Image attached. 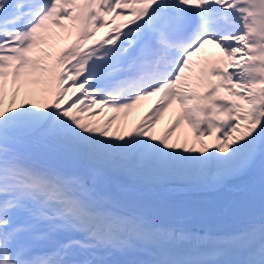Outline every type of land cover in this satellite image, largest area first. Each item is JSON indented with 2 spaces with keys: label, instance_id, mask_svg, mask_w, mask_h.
I'll use <instances>...</instances> for the list:
<instances>
[{
  "label": "snow or ice",
  "instance_id": "snow-or-ice-1",
  "mask_svg": "<svg viewBox=\"0 0 264 264\" xmlns=\"http://www.w3.org/2000/svg\"><path fill=\"white\" fill-rule=\"evenodd\" d=\"M0 264H264V0H0Z\"/></svg>",
  "mask_w": 264,
  "mask_h": 264
},
{
  "label": "bare ground",
  "instance_id": "bare-ground-1",
  "mask_svg": "<svg viewBox=\"0 0 264 264\" xmlns=\"http://www.w3.org/2000/svg\"><path fill=\"white\" fill-rule=\"evenodd\" d=\"M101 31H106L105 29H101ZM154 100H155V98L154 99H152L151 101H152V103L149 105V104H147V105H142V106H139V107H137V108H135V109H133L132 111H131V114H130V116L128 117V119H129V122L131 123V122H135V121H137L146 111H147V109L154 103ZM105 115H111V113H107L106 112V114ZM170 113L169 114H166V116H165V118H164V121H162L160 124H158L157 125V127H156V131H157V133H159L162 129H163V127H164V125L167 123V121H168V119H169V117H170ZM101 118H103V117H101ZM183 127H186V126H183ZM178 131H182V129L181 130H178ZM212 194H204V195H198L197 197H195V198H198V197H204V196H211Z\"/></svg>",
  "mask_w": 264,
  "mask_h": 264
}]
</instances>
